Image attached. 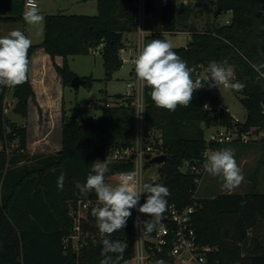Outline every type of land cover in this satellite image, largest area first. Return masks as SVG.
<instances>
[{"label": "trees", "instance_id": "trees-1", "mask_svg": "<svg viewBox=\"0 0 264 264\" xmlns=\"http://www.w3.org/2000/svg\"><path fill=\"white\" fill-rule=\"evenodd\" d=\"M87 1V0H86ZM97 13L48 14L44 18L43 40L32 44L28 58L43 48L51 58L61 56L62 65L54 63L64 87L71 86L76 75L69 66V57L93 53L101 43L105 78L123 63L119 49L130 42L138 29V0H92ZM145 0L147 11L159 14L161 30L149 34L146 44L153 39L165 40V34L186 30L191 40L186 46L173 50L193 70L192 78L201 76L210 62L227 61L234 73L232 82L245 87L236 91L246 110L243 128L252 134H261L258 141L264 151V76L253 65L264 63V0H216L215 14L230 12L229 23L207 18L199 30L191 21L193 9L180 5L178 0ZM24 0H0V21L24 20ZM211 13L213 11L208 10ZM207 12V14H208ZM208 17V16H207ZM264 72V68H261ZM90 88L95 79L82 77ZM217 87L209 84L196 90L190 106H178L175 111L157 107L150 97L151 89L144 86V124L158 134V144L166 156L161 165H152L145 183L161 184L170 191L168 204L180 206L195 200L197 211L194 226L200 245L210 246L209 261L219 264H264V192L219 193L211 197H195L204 165L206 150L204 125H231L232 115L219 107ZM15 99L13 113L26 119L28 101H35L29 74L25 83L14 87H0V264H100L102 241L105 238L125 245L119 264L134 254V212L126 227L111 236L101 235L96 219L88 211L83 227L95 235L78 256L71 247L65 248L63 238L70 234L72 221L68 216L70 202L80 199L98 200L95 192L82 195L76 184L86 183L93 165L104 162L111 146L131 145L134 141L135 109L129 99L120 105L98 106L101 117L80 119L70 115L62 126V147L52 154H31L27 151V129L9 120L5 113L6 98ZM116 94L115 99L121 98ZM208 106V108H205ZM17 140V146L7 149V143ZM239 143L243 145L251 144ZM221 144L213 145L216 151ZM264 164V160L262 161ZM194 168L191 169V166ZM188 168L183 171V168ZM107 181L114 174L129 169L121 164H109ZM64 174L63 189L58 190L57 179ZM147 194H145L144 202ZM143 202V203H144ZM168 206V205H167ZM167 211V210H166ZM166 213V212H165ZM164 213V214H165ZM115 255V254H113ZM115 259V256H114ZM159 260L172 264L166 255Z\"/></svg>", "mask_w": 264, "mask_h": 264}, {"label": "clouds", "instance_id": "clouds-1", "mask_svg": "<svg viewBox=\"0 0 264 264\" xmlns=\"http://www.w3.org/2000/svg\"><path fill=\"white\" fill-rule=\"evenodd\" d=\"M23 18L30 25H39L44 20L38 7L27 8ZM31 45V39L18 29L0 37V87H14L26 82L30 63L28 51ZM133 63L138 81L151 89L150 97L154 104L170 112L175 111L178 106L189 107L196 90L203 88L206 83L210 87L219 88L223 85L236 91L245 87L239 81L232 82L234 73L230 67H225L226 60L210 62L209 77L193 80V70L173 50L172 44L165 40L153 39L145 44L138 51ZM253 67L264 76V72H261L264 63ZM108 163L110 160L106 157L103 163L94 164L86 183L76 184L82 195L94 191L98 198V204L92 208L91 215L96 219L99 232L111 236L124 229L132 215L131 210L137 208L142 194L147 196L145 202L139 205L138 211L151 218L138 222L137 226L142 233H151L158 224L163 228L161 221L167 210L166 198L170 196L169 189L161 184L150 183L132 186L135 182L130 183L123 175L121 182L112 186L105 180V174L109 171ZM203 166L210 175L222 179V190L231 192L244 180L231 149L213 151L207 155ZM63 182L64 174L61 173L57 179L58 190L63 189ZM124 252L125 245L120 241L105 238L101 250L104 259L100 264H119ZM155 264L166 262L157 260Z\"/></svg>", "mask_w": 264, "mask_h": 264}, {"label": "built area", "instance_id": "built-area-1", "mask_svg": "<svg viewBox=\"0 0 264 264\" xmlns=\"http://www.w3.org/2000/svg\"><path fill=\"white\" fill-rule=\"evenodd\" d=\"M166 4L167 0H162L161 5L164 6ZM29 7L39 8L38 0H24V10ZM138 7L136 36L119 49L120 61L122 63L129 62L132 65L130 70L131 80L126 83L128 91L125 94H121V98L114 99L112 102H105V106L110 107L120 105L126 99H129L136 113L133 143L131 145L111 146L107 151L106 157L110 160L109 164H121L130 167L114 174L106 181L112 186H116L121 182L122 175L129 179L130 183L135 182L132 186L144 184L148 170L154 164L152 160L155 157L164 155L163 148L158 144V134L145 127V85L138 81L133 63L138 51L146 44L147 35H157L158 31H149L145 26L146 15H155L152 10H146L145 0H138ZM225 23H229V19ZM103 47L104 43H101L94 49L93 54L101 55ZM219 107H221L220 104ZM205 108H208V106H205ZM225 110L229 111L228 109ZM7 111L8 109L5 105V113ZM244 121L233 116L231 125H215L214 129L205 135L206 150L203 157L206 159L207 155L215 151L213 149L215 144L250 142L253 134L250 130H245L242 127ZM193 168L194 165L191 166V169ZM187 170L188 168H183V171ZM195 170L196 172H201L202 169ZM144 197L145 194H142L137 208L132 209L134 212V232L132 236L135 247L134 254L130 259L120 264H155V261L164 255L171 259L172 264H219L218 261H209L207 257L208 252L212 251L213 248L202 246L198 241L193 220L198 205L195 200L185 206H180L176 203L168 204L167 211L163 214V220L161 221L163 228L158 224L151 233H142L137 223L151 218L138 211L139 205L144 202ZM97 204L98 200L95 199H80L69 204L68 216L72 221V230L69 235L63 238V242L65 248L71 247L76 256L80 254L81 249L85 245L89 244V241H93L96 238L93 233L84 229L83 223L87 218L88 211L97 206Z\"/></svg>", "mask_w": 264, "mask_h": 264}, {"label": "rangeland", "instance_id": "rangeland-1", "mask_svg": "<svg viewBox=\"0 0 264 264\" xmlns=\"http://www.w3.org/2000/svg\"><path fill=\"white\" fill-rule=\"evenodd\" d=\"M204 1V2H202ZM188 0L191 8L194 12V17L191 21L195 23L198 29H202L203 22L206 18H209L210 13L206 9H211L214 12L216 0ZM40 2V14L45 18L46 14H57L60 12L94 15L97 13V6L93 5V2H85L83 0H39ZM182 5V0H178ZM158 8L160 4L157 5ZM212 15V13H211ZM208 16V17H207ZM229 17L218 18L220 23H225ZM145 26L149 31L160 32V17L159 14H147L145 17ZM5 27L11 30H21L26 36H28L32 44H39L43 40L44 20L39 25H30L25 20L7 23V21H0V28ZM7 34V31L1 32ZM136 34L132 35L135 38ZM166 41L170 42L173 48L186 46L191 40V34L186 30L179 31L174 34H165ZM70 69L79 77L92 76L95 81L90 88L81 85L78 89L72 86H67L65 90V97L63 99L61 111L54 115H48L46 123L48 124V130H37L36 123L44 124V116L42 110L37 104L35 99L36 108L35 111H31L30 116L26 119L13 113L12 108L15 103L12 95L6 98L5 105L8 111L6 112L10 121L15 122L18 125H24L27 129V151L31 154H52L59 151L62 147V126L63 122L68 119L70 115H77L80 119H85L90 116L101 117L102 111L98 105H103L105 98L107 101H114L116 94H125L128 89L126 83L131 80L130 70L131 64L129 62L123 63V65L112 73L110 79L105 78V69L103 66V59L100 55L93 53L86 55H74L69 57ZM55 67V66H54ZM56 70V69H55ZM57 72V71H56ZM59 75V74H58ZM60 76V75H59ZM205 79L208 78L207 70H204L201 74ZM61 78V76H60ZM62 81V78H61ZM32 86V84H31ZM33 88V87H32ZM34 90V89H33ZM35 93V92H34ZM216 93L219 96V104L222 108L228 109L233 116L240 120H244L246 116V110L242 106L238 97L235 95L231 88H226L223 85L216 88ZM34 101V100H33ZM27 126H30V130ZM205 133L214 129L215 124L204 125ZM47 136V146H41L39 139V133ZM261 134L251 136V141H255L251 144H239V143H224L221 144L217 150L231 149L235 154V160L241 169L244 176L243 182L231 192H247L252 188L253 181L257 180L258 186L255 188L257 192H264V151L262 150L258 141L261 139ZM17 140L7 143V149H13L17 146ZM0 143V149L2 148ZM59 149V150H58ZM216 150V151H217ZM103 163V162H101ZM162 164V163H161ZM160 165V164H158ZM201 170V178L198 182V189L195 193V197H211L219 193H227L229 191L222 190V179L210 175L203 165L199 167ZM199 170V171H200Z\"/></svg>", "mask_w": 264, "mask_h": 264}, {"label": "crops", "instance_id": "crops-1", "mask_svg": "<svg viewBox=\"0 0 264 264\" xmlns=\"http://www.w3.org/2000/svg\"><path fill=\"white\" fill-rule=\"evenodd\" d=\"M83 1L88 2V3L93 2V5H96V3L92 0H87V1L83 0ZM182 5H190V4L188 3V0H182ZM161 6L162 5H160V7ZM39 8H40V2H39ZM159 8L157 6V9ZM206 10L208 12V10H211V9H206ZM214 12H212V15H210V19L212 20L213 19L218 20V18L226 19V17H229V18L231 17L230 12H223L217 16H214L215 14ZM60 13H65V12H60ZM66 14H75V13H66ZM192 17H194V12L192 13ZM207 20L208 19L206 18L205 21L203 22L202 28L204 27ZM7 23H12V22H7ZM5 30L7 31V34H8L9 29H6L5 27L0 28V37L7 35V34L1 35V32ZM133 39L134 38L132 37L131 40ZM29 61H30L29 71H28L29 79L34 89V92H35V99L37 101V104L41 108L42 114L45 118L44 124L40 123L38 120L35 126L37 130L39 131L40 130L46 131L48 130V127H49L48 124L46 123L48 115H54L58 113L59 111H61L63 99L65 97L66 87L63 86L61 78L56 72L55 67H54V63L57 65H62L63 58L61 56H55L53 59L48 53L45 52L43 48L40 47L35 52H33ZM35 108H36L35 101L30 99L28 101V115L29 116L31 114V111H35ZM27 127L29 130L31 129L30 126H27ZM39 139L41 141V144H40L41 146L49 145L47 136H45L43 132L39 133Z\"/></svg>", "mask_w": 264, "mask_h": 264}, {"label": "water", "instance_id": "water-1", "mask_svg": "<svg viewBox=\"0 0 264 264\" xmlns=\"http://www.w3.org/2000/svg\"><path fill=\"white\" fill-rule=\"evenodd\" d=\"M85 80L82 77H79L78 75H75L71 80V86L75 89H78L81 85H83ZM166 159L165 155L155 157L152 160V163L154 164H160L163 163Z\"/></svg>", "mask_w": 264, "mask_h": 264}]
</instances>
